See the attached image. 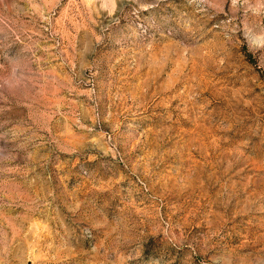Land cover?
<instances>
[{"label": "rangeland", "instance_id": "1", "mask_svg": "<svg viewBox=\"0 0 264 264\" xmlns=\"http://www.w3.org/2000/svg\"><path fill=\"white\" fill-rule=\"evenodd\" d=\"M0 264H264V0H0Z\"/></svg>", "mask_w": 264, "mask_h": 264}]
</instances>
